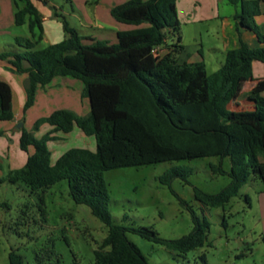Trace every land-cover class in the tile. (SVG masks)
<instances>
[{
    "label": "trees",
    "instance_id": "16d2710c",
    "mask_svg": "<svg viewBox=\"0 0 264 264\" xmlns=\"http://www.w3.org/2000/svg\"><path fill=\"white\" fill-rule=\"evenodd\" d=\"M13 1L14 22L18 26L27 24L31 37H17L25 50L0 52V59L27 75L23 111L35 104L39 87L47 86L55 77L71 76L83 82L90 112L80 115L68 108L54 110L35 122V129L43 123L52 126L40 138L22 127L19 146L28 153L27 159L6 178H0V183L23 182L35 192L67 180L73 200L88 205L108 227V234L94 250L93 264H150L128 238V231L181 253L204 246L209 223L193 210L192 231L177 239H163L149 227L114 223L104 171L219 157L221 162L210 167L214 173L228 174L230 183L218 193L193 187L195 199L211 207L230 202L252 173L264 183V96L258 89L249 94L254 110L228 108L240 79L251 76L253 62L264 63V45L250 47L241 40L238 48L226 52L222 65L208 73L204 62L178 60L184 46L176 0H128L111 10L117 21L133 26L117 31L115 42L82 35L54 7L65 37L41 48L38 44L44 27L39 9L33 0ZM230 1L241 4L236 15L239 26L253 30L264 42L254 21L261 12L260 0ZM155 47L160 48V54L152 53ZM13 100L11 85L0 79V120H14ZM76 127L95 138L96 149L71 147L52 161L47 145L55 138L52 131L69 133ZM227 157L231 161L229 171L222 165ZM192 172L188 166L172 165L159 180L163 184L176 178L188 182ZM9 264H24V258L11 250Z\"/></svg>",
    "mask_w": 264,
    "mask_h": 264
},
{
    "label": "rangeland",
    "instance_id": "374dc122",
    "mask_svg": "<svg viewBox=\"0 0 264 264\" xmlns=\"http://www.w3.org/2000/svg\"><path fill=\"white\" fill-rule=\"evenodd\" d=\"M51 1L62 5L63 15L73 26L82 28L80 18L73 12L78 9L76 5L65 0ZM0 6L3 7L0 12V52L24 51L16 38L31 37L28 25L15 24L13 0H2ZM49 44L42 39L38 47ZM224 60L222 57L220 63L218 56L210 59L208 73L216 71ZM7 62L0 60V79L12 86L14 112L21 116L12 122L0 121L3 126H0V178H6L27 159L28 153L19 146L22 127L40 138L52 128L43 123L35 129V122L51 110L66 107L80 115L90 112L89 99L83 95V82L71 76L56 77L49 85L39 87L35 105L24 112L27 75L14 71ZM19 123L23 125L18 127ZM52 135L55 138L47 142L52 161L71 147L96 149L95 138L85 135L79 128L69 133L52 131ZM32 150L30 147L29 152ZM220 162L216 156L198 157L104 171L114 223L149 227L163 239H177L189 234L194 227L192 210L209 223L206 244L186 253L128 231V238L140 248L150 264H264V183L256 174L252 173L239 194L224 206H206L194 197V186L205 192L218 193L230 183L228 174L214 173L210 167L211 163ZM172 165L192 168L189 181L176 178L170 184L161 183L159 176ZM222 165L229 171L230 158L223 159ZM107 234V225L92 213L91 208L73 200L67 180L35 192L23 182L0 183V264H9L11 250L23 256L24 264H93L94 250Z\"/></svg>",
    "mask_w": 264,
    "mask_h": 264
},
{
    "label": "crops",
    "instance_id": "0c3cea01",
    "mask_svg": "<svg viewBox=\"0 0 264 264\" xmlns=\"http://www.w3.org/2000/svg\"><path fill=\"white\" fill-rule=\"evenodd\" d=\"M33 1L42 15L43 40L48 41L50 44L63 40L65 34L61 18L54 12L55 7L62 13V5L51 0H47V2ZM65 1L78 7L73 12L80 18L82 28L74 27L79 32L85 31L88 33L84 36L115 42L117 31L133 28L131 25L117 21L111 13L114 6L124 4L128 0ZM0 9V12H2L3 7L0 6ZM176 9L180 20L181 43L184 46L178 58L181 63L204 62L207 69V63L210 59L218 56L221 63L222 57L225 59L226 52L238 48L241 40L245 41L250 47L264 45V42L259 41L253 30L239 26L236 15L241 11L240 3L235 4L230 0H176ZM260 9L261 12L254 17V21L264 35V0H260ZM23 74L26 75V73ZM255 89H258L264 96V63L260 61L253 62L251 76L240 79L238 90L229 102L228 108L232 111L254 110L255 104L248 97ZM53 111L51 110L48 115ZM20 116L14 112L15 118L12 121L17 120ZM45 125L52 128L48 123H45ZM0 126L3 127L1 124Z\"/></svg>",
    "mask_w": 264,
    "mask_h": 264
},
{
    "label": "built area",
    "instance_id": "2783aa9c",
    "mask_svg": "<svg viewBox=\"0 0 264 264\" xmlns=\"http://www.w3.org/2000/svg\"><path fill=\"white\" fill-rule=\"evenodd\" d=\"M160 52H161V50L159 47H155L152 49V53H154L155 55L160 54Z\"/></svg>",
    "mask_w": 264,
    "mask_h": 264
},
{
    "label": "water",
    "instance_id": "95a60500",
    "mask_svg": "<svg viewBox=\"0 0 264 264\" xmlns=\"http://www.w3.org/2000/svg\"><path fill=\"white\" fill-rule=\"evenodd\" d=\"M23 125V123H19L18 127H21Z\"/></svg>",
    "mask_w": 264,
    "mask_h": 264
}]
</instances>
